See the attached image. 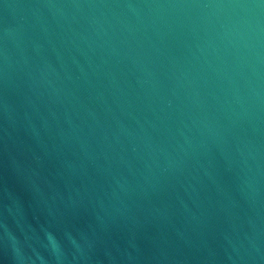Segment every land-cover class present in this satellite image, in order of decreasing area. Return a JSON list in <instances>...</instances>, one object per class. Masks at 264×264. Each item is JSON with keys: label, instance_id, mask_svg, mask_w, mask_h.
I'll list each match as a JSON object with an SVG mask.
<instances>
[{"label": "water", "instance_id": "95a60500", "mask_svg": "<svg viewBox=\"0 0 264 264\" xmlns=\"http://www.w3.org/2000/svg\"><path fill=\"white\" fill-rule=\"evenodd\" d=\"M0 264H264V0H0Z\"/></svg>", "mask_w": 264, "mask_h": 264}]
</instances>
